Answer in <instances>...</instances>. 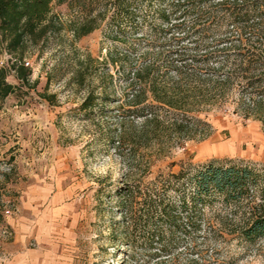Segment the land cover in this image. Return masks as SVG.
<instances>
[{
	"label": "rangeland",
	"instance_id": "rangeland-1",
	"mask_svg": "<svg viewBox=\"0 0 264 264\" xmlns=\"http://www.w3.org/2000/svg\"><path fill=\"white\" fill-rule=\"evenodd\" d=\"M101 2L108 7L102 8L98 26L75 38L69 24L81 14L69 1L51 0L60 32L49 34L40 56H25L32 70L27 84L16 81L12 69L7 76L17 89L0 102V259L26 254L40 264H264V238L246 241L236 233L261 204L253 190L238 204L215 195L202 209L200 229L181 240L171 257L159 256L157 240L141 231L124 237L122 226L128 224L118 189L128 183L157 192L158 186L176 202L177 191L163 183L171 175L211 161L264 168V126L243 117L231 94L211 105H194L198 128L174 129V120L182 116L157 102V0L144 1L121 32L111 25L109 1ZM179 44L192 46L188 39ZM72 52L91 59L82 87L69 81L73 64L62 78L54 70L46 85L57 58L72 57ZM13 61L10 53L1 52L0 67ZM148 66L150 86L144 82ZM140 69L142 79L135 80ZM90 89L98 99L83 110L80 102ZM137 92L139 102L133 101ZM145 118L160 122L156 126ZM131 152L137 157L126 161ZM110 153L129 168L115 182L88 172L89 162ZM184 188L188 195L193 190L188 183Z\"/></svg>",
	"mask_w": 264,
	"mask_h": 264
},
{
	"label": "trees",
	"instance_id": "trees-1",
	"mask_svg": "<svg viewBox=\"0 0 264 264\" xmlns=\"http://www.w3.org/2000/svg\"><path fill=\"white\" fill-rule=\"evenodd\" d=\"M60 1H69L81 14L69 24L75 38L94 30L97 20L103 18L102 8L108 7L101 0ZM108 1L111 25L121 32L122 23H132L136 11L147 0ZM50 4L51 0H0V54L6 51L14 58L8 67H0V102L17 89L7 80L10 69L16 81L27 84L32 70L25 65V56L33 52L40 56L49 34L60 32L61 23L51 13ZM156 15L160 49L157 102L160 107L166 106L165 110H177L182 116L174 120V129L198 128L201 121L192 115L196 111L194 105H211L231 94L235 95L236 110L243 117L258 119L264 126V0H157ZM183 39L190 40L192 46L179 44ZM217 43L225 45L217 48ZM166 46L173 47L168 50ZM71 56L57 58L46 85L54 70L62 78L67 66L73 64L69 81L82 87L91 59L87 55L81 60L74 52ZM116 61L112 57L111 64L116 65ZM150 68L143 69L144 82L149 86L154 83L148 74ZM141 73L140 69L134 79L140 81ZM140 96L137 92L133 101L139 102ZM96 99L94 91L87 90L80 108L90 109ZM150 122L157 126L160 121L145 118V123ZM119 137L124 140V132L120 131ZM135 157L131 152L126 161H133ZM163 183L166 188L177 191L176 202L167 199V191L163 189V193L158 186L155 192L142 190L138 185L130 188L126 183L117 190L118 202L125 211L123 219L128 224L122 226L125 238L141 231L147 239L157 240L158 255L171 257L181 240L192 238L200 229L202 209L215 195L226 203L238 204L253 195L249 190H253L261 204L254 214L244 219L236 233L246 241L264 238V168L231 160L211 161L186 173L171 175ZM186 183L193 187L189 195L185 192Z\"/></svg>",
	"mask_w": 264,
	"mask_h": 264
},
{
	"label": "clouds",
	"instance_id": "clouds-1",
	"mask_svg": "<svg viewBox=\"0 0 264 264\" xmlns=\"http://www.w3.org/2000/svg\"><path fill=\"white\" fill-rule=\"evenodd\" d=\"M129 171L127 162L124 159L110 153L89 162L88 172L97 179L110 178L111 181H117L122 175Z\"/></svg>",
	"mask_w": 264,
	"mask_h": 264
},
{
	"label": "crops",
	"instance_id": "crops-1",
	"mask_svg": "<svg viewBox=\"0 0 264 264\" xmlns=\"http://www.w3.org/2000/svg\"><path fill=\"white\" fill-rule=\"evenodd\" d=\"M41 260L26 254L13 255L6 259H0V264H40Z\"/></svg>",
	"mask_w": 264,
	"mask_h": 264
},
{
	"label": "built area",
	"instance_id": "built-area-1",
	"mask_svg": "<svg viewBox=\"0 0 264 264\" xmlns=\"http://www.w3.org/2000/svg\"><path fill=\"white\" fill-rule=\"evenodd\" d=\"M26 63V65L28 64V62H25Z\"/></svg>",
	"mask_w": 264,
	"mask_h": 264
}]
</instances>
